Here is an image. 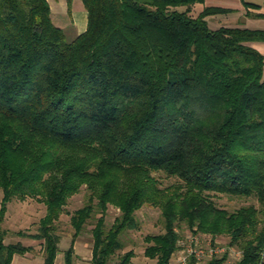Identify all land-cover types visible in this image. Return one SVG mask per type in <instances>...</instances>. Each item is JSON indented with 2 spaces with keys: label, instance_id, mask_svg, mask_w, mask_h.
Instances as JSON below:
<instances>
[{
  "label": "trees",
  "instance_id": "16d2710c",
  "mask_svg": "<svg viewBox=\"0 0 264 264\" xmlns=\"http://www.w3.org/2000/svg\"><path fill=\"white\" fill-rule=\"evenodd\" d=\"M80 1L87 29L67 42L48 0H0V264L32 250L6 244L2 226L8 205L30 198L47 213L36 234L18 235L57 264V224L83 186L89 200L71 216L63 264L96 215L91 264H135L132 250L113 260L144 205L165 220L164 234L146 237L156 264H172L178 223L228 236L236 264H264V54L252 45L264 31L212 29L206 18L226 9L172 10L206 0ZM158 171L179 183L161 189ZM212 192L254 197L260 209L230 213ZM109 205L121 215L108 229Z\"/></svg>",
  "mask_w": 264,
  "mask_h": 264
},
{
  "label": "rangeland",
  "instance_id": "374dc122",
  "mask_svg": "<svg viewBox=\"0 0 264 264\" xmlns=\"http://www.w3.org/2000/svg\"><path fill=\"white\" fill-rule=\"evenodd\" d=\"M50 5L52 8L51 14L53 13L52 19L54 24L64 30L67 42H72L78 36V25L85 21V16H81L83 13L86 15L83 3L80 0H73L71 2L68 0H50ZM187 7L191 10L190 15L194 17L198 16L201 10L199 3L190 6L175 7L172 10L185 11ZM223 24L228 26V24ZM253 47L264 54V48L259 44H253ZM153 176L159 181L161 189H170L172 186H176L179 183V179L177 177L169 176L163 171L154 172ZM208 194L218 208L226 210L230 213L248 206H255L260 209V204L254 197H233L216 192ZM2 195L3 194L0 191V196ZM89 196L90 194L88 189L86 186H83L81 191L77 195L70 198L65 206V212L62 214L60 221L57 224L58 233L61 236L57 262L63 261L64 251L69 248L72 242L74 229L72 228L70 222L71 216L76 210L82 208L88 203ZM46 213V206L32 198L27 199L26 201L15 200L10 203L8 205L6 218L2 225L3 229L7 233L8 241L10 243H16L18 240L23 242L29 241L30 238L19 237L18 232L21 231L27 234H36L40 226V221L46 216ZM120 215L121 212L117 207L109 205L106 213L108 229ZM135 215L139 228L127 230L123 233L121 241L124 248L117 253L113 261H117L119 256L132 250L135 252V257L133 259L135 264H156V260L149 259L144 255L146 247L149 246L146 242V237L157 236L165 233V220L163 212L158 207L144 205L136 212ZM98 217L99 215H96L94 219L87 223L83 233L76 240L74 264H91L93 247L92 229L94 228L96 218ZM175 232L180 236V238H186L187 236L193 234L185 223L176 224ZM196 234L201 237L203 243H213L215 246L224 250V253L218 256L222 257L224 254L228 255L224 264H236L240 260L241 251L237 247L229 246L230 239L228 236L222 235L215 237L212 234L203 232H198ZM34 241V245L36 247H42V242L36 240ZM176 257L177 251L173 253L172 264H175ZM209 261L210 260H207L202 264H208Z\"/></svg>",
  "mask_w": 264,
  "mask_h": 264
},
{
  "label": "crops",
  "instance_id": "0c3cea01",
  "mask_svg": "<svg viewBox=\"0 0 264 264\" xmlns=\"http://www.w3.org/2000/svg\"><path fill=\"white\" fill-rule=\"evenodd\" d=\"M48 1L50 4V0ZM199 7H201L199 14L204 9L209 8V7H215V8H221V9L228 10V12L226 13L211 15L206 18V20L209 23V26L212 29H217L219 27L225 26L223 24L225 23L226 25L228 24V26L226 27H240V28H246V29H251V30L264 31V0H206L204 3H199ZM51 11H52V8H51ZM81 16L82 17L85 16V21L80 23L77 27L78 36L86 31L87 24H88L87 12H86V15L83 13ZM253 44H259L260 46L264 48V42H256V43H252V45ZM2 199H3V195L0 196V209H1ZM34 242L35 241L32 239H30L29 241H25V242L18 240L16 243H22L26 247H31L32 250L23 255H20V254L15 255L13 258L12 264H45L43 248L36 247L34 245ZM5 243L14 244L8 241L7 235L5 237ZM74 249L76 250L75 244H74ZM65 251H64L63 261L57 262L56 260L57 264L64 263ZM75 254H76V251H75Z\"/></svg>",
  "mask_w": 264,
  "mask_h": 264
},
{
  "label": "built area",
  "instance_id": "2783aa9c",
  "mask_svg": "<svg viewBox=\"0 0 264 264\" xmlns=\"http://www.w3.org/2000/svg\"><path fill=\"white\" fill-rule=\"evenodd\" d=\"M224 253V250L213 243H203L201 237L192 234L178 241L175 264H202Z\"/></svg>",
  "mask_w": 264,
  "mask_h": 264
}]
</instances>
